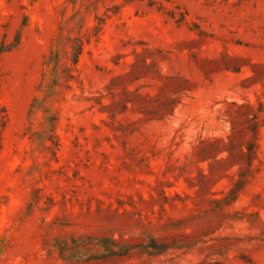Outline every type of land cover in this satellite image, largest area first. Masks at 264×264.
Returning a JSON list of instances; mask_svg holds the SVG:
<instances>
[{"label": "rangeland", "instance_id": "obj_1", "mask_svg": "<svg viewBox=\"0 0 264 264\" xmlns=\"http://www.w3.org/2000/svg\"><path fill=\"white\" fill-rule=\"evenodd\" d=\"M0 110V264H264V0H0Z\"/></svg>", "mask_w": 264, "mask_h": 264}, {"label": "trees", "instance_id": "obj_2", "mask_svg": "<svg viewBox=\"0 0 264 264\" xmlns=\"http://www.w3.org/2000/svg\"><path fill=\"white\" fill-rule=\"evenodd\" d=\"M80 54H81V51L78 50V52L76 53L75 62H77L76 58H78ZM4 112H5V110H0V114L4 113ZM5 122H6V116L0 117V123L2 124L3 127L5 126Z\"/></svg>", "mask_w": 264, "mask_h": 264}]
</instances>
